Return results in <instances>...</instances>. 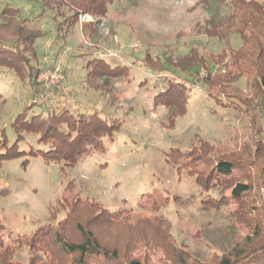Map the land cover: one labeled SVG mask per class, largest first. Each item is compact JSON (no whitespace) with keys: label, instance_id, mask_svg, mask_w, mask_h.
<instances>
[{"label":"rangeland","instance_id":"1","mask_svg":"<svg viewBox=\"0 0 264 264\" xmlns=\"http://www.w3.org/2000/svg\"><path fill=\"white\" fill-rule=\"evenodd\" d=\"M2 1L21 7L32 18L40 12L32 0ZM72 1L79 0H65L60 12H69L66 7ZM231 1L220 5L219 0H113L102 16L80 15L67 43L55 39L52 16L41 19L47 31L40 41L46 67L38 73L35 96L10 70L0 69V93L7 91L0 96V139L5 129L6 138L15 141L9 126L14 115L24 106H35L33 111L40 113L43 104L68 106L74 112L96 111L108 120H121V128L113 139L104 140L103 150L92 152L74 167L47 164L41 156H28L27 163L20 158L0 164L4 226L0 242L14 249L7 263L75 264V257L57 248L51 256L33 251L27 242L38 230L65 220L75 200H92L96 205L94 210H80L69 222L64 229L68 238L81 240L76 227L81 222L93 227L103 245L118 250L121 257H139L147 264H219L235 246L264 244L260 97L251 91L250 76L234 77L227 86L217 87L219 100L206 93L203 82L210 67L213 77L226 76L231 53L243 45L240 35L233 34L226 51L224 44L205 33L212 17L229 15ZM13 29L7 36H12ZM191 47L207 60L195 77L181 72L154 74L144 63L147 52L153 58L171 52L182 58ZM95 57L114 67H131L122 76L88 83L86 66L94 65L90 60ZM170 82L188 88L187 95L175 101L178 106L186 104L183 116L172 118L169 108L155 104L157 94ZM29 141L21 142L20 149L38 147L34 138ZM200 149L205 158L240 154L257 160L245 178L243 171L236 172L237 180L246 179L253 191L236 198L230 188L233 181L210 183L207 176L212 167L194 166ZM178 150L190 159L181 158ZM105 210L122 211L130 219L122 223L93 220Z\"/></svg>","mask_w":264,"mask_h":264},{"label":"trees","instance_id":"2","mask_svg":"<svg viewBox=\"0 0 264 264\" xmlns=\"http://www.w3.org/2000/svg\"><path fill=\"white\" fill-rule=\"evenodd\" d=\"M32 1L39 4L40 7V12L35 16L36 18L26 15L21 7L0 0V69L10 70L16 80L25 83L29 95L33 97L37 93L38 73L46 67L45 55L40 50V41L46 37L47 31L39 23L41 19L46 15L52 16L57 34L55 39L60 38L63 43H67L69 35L74 32L78 25L80 15L102 16L107 13L108 5L113 0L72 1V4L66 7L70 10L66 14L60 12L63 6H66L65 0ZM226 1L219 0V3L226 5ZM229 6L232 9L229 15L212 17L210 28L205 33L210 38L224 44L226 51L228 47L230 48V37L233 34L240 35L243 45L239 50L231 53L230 64L225 65L226 76L218 74L213 77L212 67H210L209 76L203 81L205 88H207L206 93L219 100V88L227 86L234 77L250 76L252 78L250 82L251 91L260 97V109L264 112V2L232 0ZM85 26L84 31L86 32L87 27L90 26L91 28L92 23ZM14 27L16 29H13ZM11 29L13 32H11L12 36L10 37L7 36V33ZM197 49L191 47L190 52L182 58L173 52L167 55H156L153 58L147 52L144 63L154 74L168 72L177 75L181 72L190 73L195 77L200 66L206 60L205 57L199 56ZM59 52L55 53V61L60 56ZM157 62H161V64H157ZM90 63L94 65L86 66L89 69L86 75L88 83L100 77L122 76L131 67L130 65L114 67L100 57L93 58ZM119 72L121 74H118ZM214 87L215 89L218 87V89L215 90ZM187 89L183 83L170 82L164 90L157 94L155 104L169 108L172 112V118L183 116L186 111V104L178 106L175 105V101L177 99L180 101L181 97L186 96ZM6 92L5 90L0 93V96H5ZM240 101L245 105L248 103L243 100ZM39 107L42 112L36 113L33 111L35 106L31 108L24 106L11 119L9 126L16 134L15 141L10 142L6 138V130H3L0 139V164L28 156H41L47 164L63 163L68 167H74L92 152L103 150L104 140L113 139L121 128V120L116 118L108 120L96 111L92 113L74 112L68 106L59 105L53 108L46 104L39 105ZM30 138L35 139L38 147L31 146L28 151L21 150L20 143L27 141L30 144ZM204 149H200V152L202 153ZM172 152L173 150L169 154ZM176 153L181 158L190 159L189 154L186 155L179 150ZM201 153L194 166L209 165L212 167L207 176L210 183L226 184L233 181L230 188L232 195L236 198H241L253 191L252 186L244 178L245 172L258 165L257 160L245 159L240 154L225 155L221 158L206 156L205 158L204 154L206 153ZM167 159L170 160L169 155ZM27 162L28 158L24 160V163ZM189 171L193 172V168H189ZM238 171H243V179L237 180L236 172ZM70 204V213L65 220L59 222L57 226H47L27 237V242L33 251H42L53 256L54 249L57 248L63 254L75 257V264H147L139 257H121L118 250H111L103 245L93 227L85 226L81 222L76 223L81 240L76 242L68 238L64 229L69 222L76 218V214L80 210H94V205H96L92 200L85 202L75 200ZM99 219L112 223H122L128 221L130 216L123 215L122 211L113 214L105 210V212H99L93 217L95 221ZM3 227L0 222V232ZM257 236L259 240L263 238V236ZM13 252V248H4L3 243L0 242V264L10 262L9 259ZM219 264H264V244L246 243L243 246H235L230 253L221 258Z\"/></svg>","mask_w":264,"mask_h":264}]
</instances>
